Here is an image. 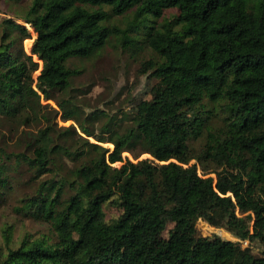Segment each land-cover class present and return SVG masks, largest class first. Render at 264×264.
I'll use <instances>...</instances> for the list:
<instances>
[{"label": "trees", "instance_id": "16d2710c", "mask_svg": "<svg viewBox=\"0 0 264 264\" xmlns=\"http://www.w3.org/2000/svg\"><path fill=\"white\" fill-rule=\"evenodd\" d=\"M166 8L176 11L155 25ZM128 9L126 29L104 22ZM147 16L139 34L134 22ZM21 18L40 68L33 79L36 62L20 45L27 29L3 19L0 121L15 139L0 140V189L10 188L9 165L41 175L15 209L48 222L53 238L14 246L4 232L0 264H264V251L238 243L264 246V0H31ZM116 31L120 50L147 52L136 71L155 82L151 98L115 120L57 95L77 72L66 61L92 56ZM40 96L74 124L53 122ZM104 202L119 209L109 220ZM196 219L236 240L197 234Z\"/></svg>", "mask_w": 264, "mask_h": 264}, {"label": "rangeland", "instance_id": "374dc122", "mask_svg": "<svg viewBox=\"0 0 264 264\" xmlns=\"http://www.w3.org/2000/svg\"><path fill=\"white\" fill-rule=\"evenodd\" d=\"M31 0H0V34L2 30V20L9 18L13 22L23 25L28 36L20 41L21 49L30 55L31 60L36 62L37 67L31 72V77L34 79L40 68V60L30 53L31 41L35 35L32 27L25 23L21 15L27 9ZM107 10L106 6L102 7ZM175 8H166L161 12V16L153 23L156 25L162 18L170 17L175 13ZM133 10L128 9L125 12L117 15L108 16L105 18V23L114 25L118 30L126 29L128 23L133 21ZM149 16L142 20V23L135 21L136 30L139 34L145 31V25L149 22ZM145 24V25H143ZM130 33V31H127ZM134 33V32H133ZM118 32L110 34L106 43L97 50L92 56L86 58H70L66 61L68 67L74 68L77 72L70 79V86L60 92L57 96L68 97L75 104L76 108L88 112L94 108H98L106 112L107 115L114 114L115 120L119 118L122 110H133L139 108L144 101L153 96L152 86L155 79L149 73H138L137 67L140 59L147 56V52L143 51L142 55L130 56L127 51L120 50L117 44ZM33 88L34 83H32ZM41 104H45L44 110L51 113L54 109L56 114L51 119L57 125H67L73 123L71 119L63 120L60 116L61 110L56 106L54 100L44 99L40 96ZM106 116H102L97 120V125H100ZM211 124L218 122L217 118H212L209 121ZM0 121V140L6 141L7 147L11 148L12 142L15 139V134L7 128L6 124ZM95 123V124H96ZM74 124V123H73ZM125 124V122H123ZM35 131V126L20 125L18 129ZM92 140L91 137L88 138ZM101 145L111 148V144L107 142ZM196 145V142H194ZM122 158L135 160L142 157H149L147 153H140L135 158L126 152L121 153ZM190 160L189 162H192ZM119 162H113L117 165ZM201 166L196 164V170L201 173ZM7 184L10 188L0 189V247L4 248L6 242L4 232H7L10 245H16L20 238L25 237L28 240L53 238V232L48 222L34 219L25 216L18 212L15 207L19 205V199L24 193L29 192L34 182L41 177L34 169H30L25 165H20L18 168H12L9 165L7 170ZM212 175V174H211ZM101 210L105 220L115 217L119 209L109 202L101 204ZM172 226V222L166 219L164 227L158 232L156 242L162 241ZM196 233L204 236L218 235L220 238L228 240H236L227 231L220 227H214L207 224L201 219H196L194 223ZM240 246H247L251 254L255 256L262 255L264 246L257 240H238Z\"/></svg>", "mask_w": 264, "mask_h": 264}]
</instances>
